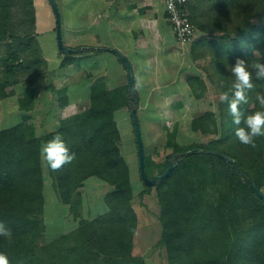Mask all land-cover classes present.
<instances>
[{"label": "trees", "instance_id": "1", "mask_svg": "<svg viewBox=\"0 0 264 264\" xmlns=\"http://www.w3.org/2000/svg\"><path fill=\"white\" fill-rule=\"evenodd\" d=\"M20 4L27 7L31 0H0V46L7 44L0 63V102L16 95L20 75L38 63L29 56L41 54L35 38L10 32L13 9ZM187 11L200 33L191 47L192 60L208 62L203 76L187 78L195 99L205 98L209 90L219 95L229 91L234 81L230 68L237 58L249 66L264 63V0H190ZM16 47L26 53L19 54ZM69 60L66 56L61 66L70 64ZM249 71L254 88L248 92V103L240 105L245 116L264 110L256 101L257 92L264 94V81L255 79L253 69ZM34 80L30 78V87L18 101L25 112L22 121L0 130V222L12 230L11 238L0 236V253L7 255L10 264H147L133 255L138 216L116 122L117 111L138 109L139 101L135 105L131 100L129 85L108 90L97 84L88 109L63 118L56 130L38 137L29 114L37 97ZM59 104L63 110L67 103ZM190 127L214 139L185 148L177 141V129H166L165 148L171 153L165 161L157 164L146 155V172L148 168L157 171L154 179L168 170L175 155L202 151L181 157L167 179L141 192L156 190L165 264H264V201L251 186L254 183L263 192L264 137L257 138L255 148L240 144L228 104L221 101L218 114H199ZM56 134L62 135L76 159L52 171L42 163L40 149ZM206 152L227 155L239 171ZM45 168L60 202L70 207L78 221L75 230L51 241L46 240L44 220ZM90 178L113 188L105 197L108 211L94 219L83 218L80 212V190Z\"/></svg>", "mask_w": 264, "mask_h": 264}, {"label": "rangeland", "instance_id": "2", "mask_svg": "<svg viewBox=\"0 0 264 264\" xmlns=\"http://www.w3.org/2000/svg\"><path fill=\"white\" fill-rule=\"evenodd\" d=\"M55 1L60 13L63 43L67 46L65 35L69 9L65 0ZM69 8L74 10L73 6ZM10 32L17 37L35 38L41 48V54L37 56L28 54L31 59H35L38 63L20 75V83L15 87L16 95L0 102V130L16 126L22 121L25 113L20 109L18 101L22 92L30 87V78L35 79L33 88L37 87L38 89L35 108L38 113L42 111L41 117L38 113L36 115L37 124L40 126L37 129L38 136L52 132L60 123L57 119L59 116L57 105L59 101L68 99L66 90L70 92L69 99L71 102L77 97L80 100V96L83 101H89L91 85L99 84L102 76L107 77L110 82L109 86L115 88L122 85V82L128 84L127 72L124 69L125 65L118 57L113 56L114 54L108 53V58H104V62L93 65L76 58L78 55L84 54L83 52L78 55H65L60 51L57 42V18L49 0H31V5L29 4L27 7L26 5H17L13 9ZM77 36V41H79V35ZM199 36L200 33H197L192 43L183 46L185 53L189 52L192 44ZM6 45V43H3L0 46V63L2 57L6 55ZM16 51L21 55L26 53L21 47H16ZM66 56L70 59V64L62 67V62ZM187 59H189L188 56ZM187 59L182 63L187 69L190 68V71H187L185 75L199 73L203 76V69L208 65V62L204 60L193 61L194 63L190 64L191 61ZM90 74L92 78L88 81L89 85L79 82L82 76L86 77ZM54 88L65 91L60 93L56 90L53 93ZM175 89L176 87L167 89L170 92L168 94H173L172 92ZM180 89L181 94L176 99H184V105H187V107L181 111L179 117H159L158 113L152 109L138 113L145 153L157 164L163 163L171 153V150L165 148L166 129L169 131L177 129V141L185 148L195 143L207 144L211 139H214L211 136L205 137L194 133L190 125L193 118L204 112L214 111L218 114L220 95L209 90L205 102L197 103L187 87L184 90L181 86ZM170 99H173V97ZM116 120L121 133L120 148L130 168L135 196L133 207L138 216L133 255L145 259L147 264H165L167 262L166 251L161 245L163 229L158 219L160 211L158 197L155 189H152L146 195L141 193L148 187L144 185L140 176L138 149L130 110L118 111ZM49 121L54 124L48 128L44 123ZM34 125L36 124L34 123ZM155 175H157V171L148 168V177L152 179ZM45 178L46 205L44 220L47 227L46 240L51 241L62 234H68L75 230L77 222L74 214L69 211V207L61 204L58 193L53 186V180L46 168ZM85 188L84 193H82L83 202L80 208L82 217L93 219L105 214L108 211L105 197L109 192V186L99 179L93 178L86 183Z\"/></svg>", "mask_w": 264, "mask_h": 264}, {"label": "crops", "instance_id": "3", "mask_svg": "<svg viewBox=\"0 0 264 264\" xmlns=\"http://www.w3.org/2000/svg\"><path fill=\"white\" fill-rule=\"evenodd\" d=\"M65 1L69 9L65 35L67 47L116 50L126 57L131 62L134 70L136 89H138V113L152 109L154 112L158 113L159 117H179L181 111L187 107V105H184V99H176L181 94V86L184 90L185 87H187L192 97L195 99L187 83V78L190 75L200 74L191 73L185 75L187 71H190V68L187 69L185 65L182 64L186 61L187 56L189 58L187 60L191 61L189 63H194L190 53L191 49L188 53H185L183 45L178 43L165 12L164 0ZM70 6H73L74 10H70ZM77 35H79V41H77ZM108 53L113 55L110 52H88L78 55L76 58L94 65L95 63L99 64L102 61L104 62V58H108ZM185 54L187 55L185 56ZM124 69L126 70V68ZM90 78H92L91 74L86 77L82 76L79 82L89 85L88 81ZM109 83L107 77L102 76L100 78L99 84L105 85L108 90H114L126 85L128 86V84L122 82V85L115 88L109 86ZM95 85L97 84L91 85V90ZM171 87H176V89L172 92L173 94L170 95L167 89ZM34 88L38 93L37 87ZM56 90L58 92L61 90L64 91L63 89L54 88L53 93ZM66 92L68 99L65 101L67 103L65 109L62 110L59 102L57 105L59 110L57 119L59 121L65 117H70L85 111L90 106V99L89 101H83L81 96L80 100L77 99V97L71 102L69 99L70 92H68V90H66ZM23 93L24 92H22V94ZM171 97H173V99H170ZM205 98L200 100L195 99V102H205ZM174 100L176 101L174 102ZM35 103H37V97ZM35 103L29 114L33 117V121L36 124L35 128L37 133V129L40 126L37 124L36 115L39 114L41 117L42 111L39 113L37 112ZM122 110L126 111L127 109L125 108ZM44 124L49 128L52 127L54 123L49 121ZM58 126L59 124L54 130H56ZM91 179L93 178L85 182L80 193H84L86 183ZM108 186L111 189H109V194L113 188L110 185ZM76 222L77 228L78 221Z\"/></svg>", "mask_w": 264, "mask_h": 264}, {"label": "clouds", "instance_id": "4", "mask_svg": "<svg viewBox=\"0 0 264 264\" xmlns=\"http://www.w3.org/2000/svg\"><path fill=\"white\" fill-rule=\"evenodd\" d=\"M255 79L264 81V63L256 62L249 66L244 59L237 58L230 68L234 81L229 91L220 94V101L228 104L232 123L236 126L235 137L240 144L255 148L257 138L264 137V110H257L245 116L240 110V105L248 103V92L254 88L253 72ZM256 101L260 109H264V94L257 92ZM243 125V126H241ZM41 161L52 171H59L76 159V154L70 151L61 134H56L40 149ZM0 236L11 238L12 230L0 222ZM0 264H10L7 255L0 253Z\"/></svg>", "mask_w": 264, "mask_h": 264}, {"label": "water", "instance_id": "5", "mask_svg": "<svg viewBox=\"0 0 264 264\" xmlns=\"http://www.w3.org/2000/svg\"><path fill=\"white\" fill-rule=\"evenodd\" d=\"M54 13L57 18V42H58V47L60 51L65 54V55H78L82 52H110L114 54L116 57H118L123 64L125 65L126 72H127V77H128V85H129V92L131 94V100L134 102L135 105L138 104V94L136 91V83H135V77H134V70L132 67V64L130 61L124 57L120 52L116 50H110V49H103V48H89V47H83V48H70L64 45L63 43V37H62V29H61V19H60V13L58 10V6L56 4L55 0H49ZM131 114H132V121H133V127H134V132H135V137H136V143H137V149H138V156H139V169H140V176L148 188L155 187L159 182L164 181L167 179L175 170V168L180 164L181 162V157H187L190 155L202 153L200 150H194L190 151L187 153H183L181 155H175L174 159L170 162V166L168 170L154 179H150L147 175L146 172V153H145V146H144V141H143V135H142V130H141V125H140V120L138 117V109L136 107H133L131 109ZM208 155H216L224 160H226L229 164L234 165L237 171H239L238 167L235 164V161L232 160L230 157H228L225 154L222 153H217V152H206ZM177 159V161H175ZM252 189L256 193L257 197L264 201V193L259 190L256 186V184L252 183Z\"/></svg>", "mask_w": 264, "mask_h": 264}, {"label": "built area", "instance_id": "6", "mask_svg": "<svg viewBox=\"0 0 264 264\" xmlns=\"http://www.w3.org/2000/svg\"><path fill=\"white\" fill-rule=\"evenodd\" d=\"M190 0H164V8L172 31L181 45L192 43L197 31L189 19L187 5Z\"/></svg>", "mask_w": 264, "mask_h": 264}]
</instances>
